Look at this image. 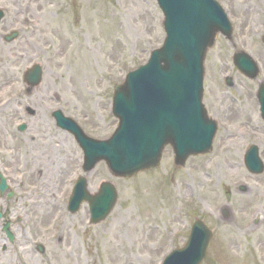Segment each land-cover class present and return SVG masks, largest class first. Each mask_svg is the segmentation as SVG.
Returning <instances> with one entry per match:
<instances>
[{
  "label": "rangeland",
  "instance_id": "obj_1",
  "mask_svg": "<svg viewBox=\"0 0 264 264\" xmlns=\"http://www.w3.org/2000/svg\"><path fill=\"white\" fill-rule=\"evenodd\" d=\"M1 1L14 3L15 28L22 32L11 50L20 48L29 33L30 57L42 64L44 76L31 94L21 86L23 96L0 110V167L21 188L43 195L46 203L39 210H28L26 200L13 203L15 218H20L13 225L16 239L3 252L0 230V264H161L172 249L185 244L191 223L200 217L214 230L202 264H264V172L253 175L239 163L252 142L260 146L264 162V122L251 92L256 81L233 70L230 42L219 35L206 56V93L225 99L231 93L245 104L246 113L233 128L246 127L244 137L236 132L234 144L221 141L220 135L211 154L190 158L183 168L174 165L173 150L167 147L160 167L130 179L113 176L100 162L86 175L88 189L94 193L102 181H112L118 201L105 221L92 225L87 204L76 214L67 210L73 185L84 175L83 153L73 136L55 125L51 112L61 108L89 136L109 137L118 125L111 113L114 86L162 43L163 14L155 0ZM219 1L233 23L238 46L260 63L264 76V0ZM17 52L14 68L22 78L30 64L19 61V53L26 52ZM6 60L2 49L1 68ZM225 74L231 75L233 87L224 86ZM2 77L0 72V81ZM20 124H26L24 132L17 129ZM216 161L222 164L219 171ZM228 163L234 172L227 170ZM212 172L215 185L205 175ZM238 181L249 189L238 190ZM192 182L203 187L192 191ZM18 184L13 188L19 190ZM222 206L230 207L233 216H225L227 211L223 215ZM38 244L44 253L37 251Z\"/></svg>",
  "mask_w": 264,
  "mask_h": 264
},
{
  "label": "water",
  "instance_id": "obj_2",
  "mask_svg": "<svg viewBox=\"0 0 264 264\" xmlns=\"http://www.w3.org/2000/svg\"><path fill=\"white\" fill-rule=\"evenodd\" d=\"M163 9L167 38L154 50L149 63L130 72L125 83L115 88L114 114L120 119L108 140L87 137L77 124L55 112L58 125L72 131L85 152V169L105 160L118 177H131L141 170L159 166L162 150L171 144L175 163L184 166L190 154L211 148L215 125L207 118L202 104L204 58L222 32L231 37L232 26L226 13L214 0H158ZM238 68L256 75L255 65L246 54L236 56ZM37 68L28 80L40 81ZM253 171L261 172L257 150ZM84 178L78 182L70 209L76 212L82 201L90 204L92 223L106 219L114 208L118 192L113 183L103 182L95 195L86 190ZM212 232L202 222L193 226L182 250L173 252L164 264H201L207 256Z\"/></svg>",
  "mask_w": 264,
  "mask_h": 264
},
{
  "label": "flooded vegetation",
  "instance_id": "obj_3",
  "mask_svg": "<svg viewBox=\"0 0 264 264\" xmlns=\"http://www.w3.org/2000/svg\"><path fill=\"white\" fill-rule=\"evenodd\" d=\"M0 9L4 11L3 17L0 19V54L2 52V49L7 51V60L4 62L3 67H0V72L2 73V81H0V99L6 97V99H9L10 102L3 108H7L11 101H13V98H18L20 96H23V93L21 91V86H23V90L26 94H31L35 88L28 85L24 80V72L22 74V78H18L15 70V66L18 62L17 58V50H20L22 52H26L25 55L19 53V61L26 60L29 62V64H32V59L30 57L29 52V43L27 39V35H30L29 33L25 35L26 40L22 45L20 44V48L17 50H11L12 45L17 44L19 41L18 39L21 37L22 32H19L18 34H15L17 31L16 26V14L14 12V3L9 1V4H3V1L0 0ZM7 69V70H5ZM18 83H20L18 85ZM233 84V83H232ZM259 82L257 81V84L255 85V97H256V90L258 88ZM19 87V88H18ZM17 97L15 95H12V93L18 92ZM8 93V95L6 94ZM6 94L5 96H3ZM3 96V97H2ZM211 96V98H210ZM208 100H206V104L209 107L212 115L216 117H220L222 120L226 121L229 120L231 124L226 125L223 128V133H225V138H223V134H221L220 140H234L236 137V132L233 128L236 127L234 124H232L235 120V118L238 116L239 111H241V108H236L235 101H231V99H225L221 96L215 97L210 95ZM2 99V100H3ZM0 100V102L2 101ZM257 100V97H256ZM224 101H227L226 104H224ZM258 102V100H257ZM222 128V126H220ZM240 130V128H239ZM234 142V141H233ZM0 142V147H1ZM233 145V144H231ZM1 157V155H0ZM1 159V158H0ZM5 163H7V159L4 158ZM4 171V170H3ZM4 177L6 181V188L2 189L1 184V177ZM18 181L14 175H9L5 171L2 172V169L0 167V230L4 234L2 236V240L4 241V244L2 245L3 252H8L9 247L7 243H9V239L4 231L5 227L7 226L10 230L13 232V225L16 222V220H20V218L16 217V204H13L14 202L22 203V200H26L27 203L25 207L28 208V210L37 209L39 210L41 207H44L45 202L42 200V197L39 194L35 193V190H27L24 188H21L19 186V190L13 188V185H17ZM217 184V182H216ZM23 185V182H22ZM199 187H203L202 183L198 182ZM238 190L247 191L249 189V186H240L237 187ZM19 193V197H17L16 193ZM222 218V217H221ZM14 234V232H13ZM15 239L16 235L14 234ZM11 243V242H10ZM9 264V263H8Z\"/></svg>",
  "mask_w": 264,
  "mask_h": 264
}]
</instances>
